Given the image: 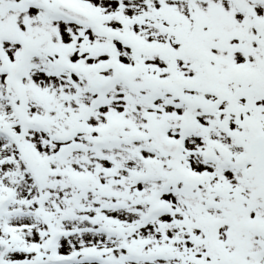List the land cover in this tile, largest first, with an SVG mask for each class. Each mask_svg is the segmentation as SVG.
Masks as SVG:
<instances>
[{"label":"snow or ice","instance_id":"6c2138e0","mask_svg":"<svg viewBox=\"0 0 264 264\" xmlns=\"http://www.w3.org/2000/svg\"><path fill=\"white\" fill-rule=\"evenodd\" d=\"M0 264H264V0H0Z\"/></svg>","mask_w":264,"mask_h":264}]
</instances>
